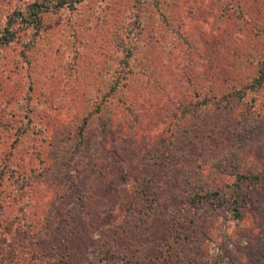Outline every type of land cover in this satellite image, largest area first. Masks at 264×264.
<instances>
[{"label": "rangeland", "instance_id": "rangeland-1", "mask_svg": "<svg viewBox=\"0 0 264 264\" xmlns=\"http://www.w3.org/2000/svg\"><path fill=\"white\" fill-rule=\"evenodd\" d=\"M37 1L53 0H0V33ZM15 21L0 264H264V81L221 99L216 76L264 55V0H81Z\"/></svg>", "mask_w": 264, "mask_h": 264}, {"label": "trees", "instance_id": "trees-1", "mask_svg": "<svg viewBox=\"0 0 264 264\" xmlns=\"http://www.w3.org/2000/svg\"><path fill=\"white\" fill-rule=\"evenodd\" d=\"M81 0H53V1H47L46 3L43 1H37L29 4L25 10V13L27 14L28 17H22L21 11L15 10L13 11L8 19L6 20V25L4 27V30L1 31L0 33V42L2 43H7L12 40V34L13 30L10 29L11 26L16 22V18L19 17L22 20V23L25 26H33L36 29L39 28L40 24V18H41V13L45 11H51L58 9L59 7L62 6H71L75 2H79ZM50 2L51 5L48 4ZM234 56H232V67L235 68L234 63L236 62V59L239 57L238 55H235V52H231ZM242 59L247 63H250L251 60L255 63L253 64V70L248 73H242L240 76L236 75V72H232L233 76H230L231 73L229 71L230 67L228 68V74H225L219 70L216 73V76L219 77L220 79H223V82L227 81V83L230 84L229 87L217 89L218 91V96L221 99L224 98H229L231 96L237 97L240 92L245 89H255L258 88L262 82L264 81V55L257 54L254 56H248L244 55L242 56ZM247 60V61H246ZM252 63V62H251ZM10 152L2 154L0 158V166L2 169L6 171L7 167H9L6 163V160H8L10 156ZM7 158H6V157ZM5 158V159H4ZM25 174V173H22ZM18 180V179H16ZM19 180L22 182V180L25 182V176L24 178L21 177ZM27 182H30L29 184L32 185L31 180L29 179ZM20 190V188H16V191Z\"/></svg>", "mask_w": 264, "mask_h": 264}]
</instances>
